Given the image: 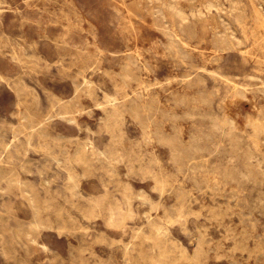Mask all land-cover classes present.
<instances>
[{"label": "rangeland", "instance_id": "obj_1", "mask_svg": "<svg viewBox=\"0 0 264 264\" xmlns=\"http://www.w3.org/2000/svg\"><path fill=\"white\" fill-rule=\"evenodd\" d=\"M0 264H264V0H0Z\"/></svg>", "mask_w": 264, "mask_h": 264}, {"label": "bare ground", "instance_id": "obj_2", "mask_svg": "<svg viewBox=\"0 0 264 264\" xmlns=\"http://www.w3.org/2000/svg\"><path fill=\"white\" fill-rule=\"evenodd\" d=\"M154 2V1H153ZM210 2V1H209ZM175 4V3H174ZM234 4V3H233ZM217 6V5H216ZM214 7V6H213ZM208 8V7H207ZM163 9V8H162ZM166 9V8H165ZM179 13V12H178ZM198 14H199V12H198ZM202 14V13H201ZM202 18V17H201ZM204 18V17H203ZM184 19V18H183ZM196 22V21H195ZM179 23V22H178ZM181 23V22H180ZM187 25V24H186ZM191 25V24H190ZM167 27V26H166ZM188 30V29H187ZM166 32V31H165ZM168 33V32H167ZM231 34V33H230ZM193 35V34H192ZM224 36V35H223ZM193 37V36H192ZM228 37V36H227ZM174 39V38H173ZM185 39H186V37H185ZM213 39V38H212ZM240 41V40H239ZM177 46V45H176ZM166 48V47H165ZM177 49V48H176ZM177 51V50H176ZM131 63H132V61H131ZM134 64V63H133ZM139 66V65H138ZM136 68H138V67H136ZM201 68H203V67H201ZM214 72V71H213ZM124 76V75H123ZM234 92V91H233ZM235 93V92H234ZM21 116V115H20ZM22 117V116H21ZM22 118H24V116L22 117ZM250 123V122H249ZM259 123H261V122H259ZM251 124H253V123H251ZM256 124H258V123H256ZM261 125V124H260ZM257 126V125H256ZM255 127V126H254ZM253 127V129H255ZM258 127V126H257ZM217 128V127H216ZM259 128V127H258ZM32 131V130H31ZM254 157V156H253ZM257 159V158H256ZM216 170V169H215ZM8 220V219H7ZM2 229V228H1ZM19 237V236H18ZM21 240V239H20Z\"/></svg>", "mask_w": 264, "mask_h": 264}]
</instances>
